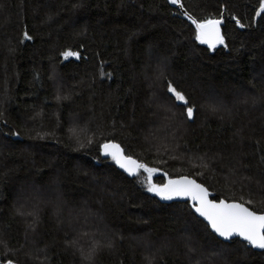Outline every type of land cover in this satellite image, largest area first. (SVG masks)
<instances>
[{
  "label": "trees",
  "instance_id": "1",
  "mask_svg": "<svg viewBox=\"0 0 264 264\" xmlns=\"http://www.w3.org/2000/svg\"><path fill=\"white\" fill-rule=\"evenodd\" d=\"M180 3L0 0V262L264 264V250L220 240L190 200L162 198L145 169L130 178L102 153L117 142L157 170L155 185L187 175L214 200L264 213V0ZM182 9L198 22L223 18L224 42L197 39ZM169 83L187 105L174 102ZM242 89L257 104L236 101ZM160 116H171L164 130L178 157L149 133ZM28 185L37 195L57 188L66 212L87 208L105 228L103 244L92 235L93 252L76 251L80 234L58 222L59 206L33 210Z\"/></svg>",
  "mask_w": 264,
  "mask_h": 264
},
{
  "label": "snow or ice",
  "instance_id": "2",
  "mask_svg": "<svg viewBox=\"0 0 264 264\" xmlns=\"http://www.w3.org/2000/svg\"><path fill=\"white\" fill-rule=\"evenodd\" d=\"M171 3L178 4L180 0H171ZM182 6V5H181ZM261 10H264V3L261 4ZM260 13L257 12V15ZM184 15H187L185 12ZM191 18V17H190ZM196 23L197 29L200 32V35L197 36V39H200L201 36H207V42L212 43H223V37L220 35L219 25L221 20H210L205 19ZM239 24V20H237ZM240 27H244L243 24H240ZM25 39H31L32 37L28 33L24 32ZM226 46V45H225ZM63 56H76L79 57L78 52L66 51L62 53ZM168 89L174 93L177 100L182 101L187 105L188 101L185 99V96L172 87L171 83L168 84ZM187 116L191 117L193 114L192 107H186ZM102 149L106 154L111 155L117 163H120V146L112 142H106L101 145ZM125 160L135 164V161H132L130 157L124 158ZM122 168H125L130 173L133 172V168L128 167L126 163H120ZM136 170L140 168L145 169L149 174L157 171L153 168H148L144 164H136ZM202 175V173H201ZM149 191L156 192L162 198L171 199L173 196H189L193 201L197 203L193 204L196 212L201 216L205 217L211 224V227L216 233L220 236L229 238L233 234L244 237L251 245L264 249V214H258L250 210V208L245 207L242 203H227L225 200H220L218 203L214 200L208 199V190L204 188L203 185L197 184L195 180H192L188 177H180L175 180H170L167 184L162 186H154L149 189ZM0 264H14L12 259H7Z\"/></svg>",
  "mask_w": 264,
  "mask_h": 264
},
{
  "label": "rangeland",
  "instance_id": "3",
  "mask_svg": "<svg viewBox=\"0 0 264 264\" xmlns=\"http://www.w3.org/2000/svg\"><path fill=\"white\" fill-rule=\"evenodd\" d=\"M69 57H71V56H68L66 58H69ZM59 90H60V88H59ZM169 94H171L172 96L174 95V93H172L171 91H169ZM174 97H175V95H174ZM161 99H162V101H161ZM174 99H175L174 102L177 104L183 103L182 101L177 100L176 97ZM165 101H169L171 109H174L173 103L170 101V99L164 100L162 97V98H160L159 103H162L163 105H167V104H165ZM236 101H242L243 103L251 102L253 104L256 102V104H257L258 98L254 94H251L248 91H243V89H242L239 92H237V100ZM219 104H221V103L217 102L218 108H213V110H215L216 112L220 111L222 108ZM178 110H179V108H176L174 112L170 113V115L177 117V115H176L177 113H175V112H177ZM171 116L167 117V118L164 116L163 117L160 116L159 119H157V121L155 122V125L152 127V129L149 133L152 134V137H154L155 139L158 140L157 142H159V145H161V144L165 145L163 148L164 152L170 153V155L172 157H178V156H180V153L178 152V149H174L175 143H172V142H174V138H173L174 133L173 132L171 133L170 131L167 132L164 130L165 128L169 127V125H166V123L171 124V122H172ZM187 117H188L187 114H185L184 118L186 119ZM82 131H83L82 127L78 124L77 121H75L72 125V133L79 136V135H81ZM145 173L148 177L147 179L149 182V187H148L149 189L151 187H154V186H160V185H155L154 180H153V176L156 174V172L149 174L147 171H145ZM30 185H28L27 188H24V190L26 189L27 192L30 193V195L33 194L34 196H36L38 193V190H39L38 186H30ZM36 187H37V189H36ZM56 189L57 188H55V187L43 189L36 197H34V198L32 197V199L28 200V203H30V204L34 203L33 210L36 209L38 206H43V205H48V204L52 205V206H56V205L59 206V208L56 211V212H58V213H56V215L58 217L57 218L58 222L61 223V225H65V224L70 225V228L73 230V233H75L76 237H77V234L78 235L80 234L81 238L79 237L80 239H75V241H73V245L76 248H78L76 251H79V249H80L82 252L86 251L87 254H91V252H93V249L96 245V244H94V245L90 244V240L92 239V235L96 236L98 239H100L101 244H103L104 236L106 234V232H105V234H103L104 233L103 231L105 230V228H103V229L98 228V227L102 226L99 223L94 224L97 219H96V217H94L95 216L94 214H91L88 211L87 208H80L79 209L76 207H72L71 209H69V211L66 212V210L63 209L62 203H60V195L58 194V191H56ZM153 193L157 194L156 192H153ZM22 208H23V210H26L29 213V210L27 207L23 206ZM64 208H65V206H64ZM65 213H67V214H65ZM97 222H98V220H97ZM191 259H192L193 263L197 262L195 258H191Z\"/></svg>",
  "mask_w": 264,
  "mask_h": 264
},
{
  "label": "water",
  "instance_id": "4",
  "mask_svg": "<svg viewBox=\"0 0 264 264\" xmlns=\"http://www.w3.org/2000/svg\"><path fill=\"white\" fill-rule=\"evenodd\" d=\"M167 1H168L169 4L172 5L173 7H179V8H182L181 3L173 4V3H171V0H167ZM182 10H183V9H182ZM183 12L185 13L186 11L183 10ZM186 13H187V12H186ZM186 16H187L192 22H193V21H196L197 23H199L196 19H194L193 17H191L188 13H187ZM190 17H191V18H190ZM214 20H217V19H214ZM220 20H221L222 22H221V24L219 25V30H220V35L222 36V24H223V22H224V19L221 18ZM193 23H194V22H193ZM194 25H195V27H196V29H197L196 23H194ZM197 31H198V35H200V32H199L198 29H197ZM200 39H201V41H202L205 45L210 46V47H215V46H217V45L220 44V43H217V42H214V41H213L212 43L207 42V40H208V37H207V36H201ZM109 142H112V143L118 144V145L120 146V163H126V164H128V167L133 168V172L130 173V172L127 171L125 168H122V167L120 166V163H117V161L115 160L116 163H117V165H118V167H119V169H120L123 173H125L127 176H129L130 178H134V177H136V175L138 174V172L140 171L141 168H140L139 170H136L135 165H136V164H142V163H141L138 159H136L135 157L127 155V154L125 153L124 149L122 148V146H121L119 143L114 142V141H109ZM102 153H103L104 156L112 157L111 155L106 154L105 151H104L103 149H102ZM126 157H130L132 161H135V164H132L131 162L125 160L124 158H126ZM182 176H184V177H188V178H190V179H192V180H195L197 184H201V185L204 186V188L207 189V187H206L204 184H202L201 182H199L197 179H195V178H193V177H190V176H187V175H182ZM182 176H179V177H176V178H172V179L169 178V177H167V183H168L170 180H175V179H178V178H180V177H182ZM167 183H166V184H167ZM207 190H208V189H207ZM173 198L176 199V200H178V201H182V202L190 200V201L192 202V204L197 203L196 201H193L192 198L189 197V196H179V197H177V196H173ZM208 199H209V200H214V199L211 198V195H210V193H209V190H208ZM222 200H225V199H222ZM214 201H216V202L218 203L220 200H219V201H218V200H214ZM225 201H226L227 203H233V202L241 203V202H238V201H228V200H225ZM242 204H244V203H242ZM244 206L250 208V207L247 206L246 204H244ZM192 209H193L194 213H195L200 219H202V220H203V221L209 226V229L211 230V232H213V233H214V234H215L220 240H223V241H230V240L235 239V238H241L242 240H244V241H246L247 243H249L244 237L239 236V235H236V234H233V235H232L231 237H229V238H225V237L220 236L218 233H216V232L214 231V229L211 227L210 222H209L205 217L201 216L198 212H196V210H195V208H194L193 206H192ZM250 210H252V211H254V212H257V211H255V210H253L252 208H250ZM257 213H258V214H264V213H261V212H257ZM249 244H250V243H249ZM250 245H251V244H250ZM252 246H253V245H252ZM253 247H254L255 249H257V250H264V249H261V248L255 247V246H253Z\"/></svg>",
  "mask_w": 264,
  "mask_h": 264
}]
</instances>
